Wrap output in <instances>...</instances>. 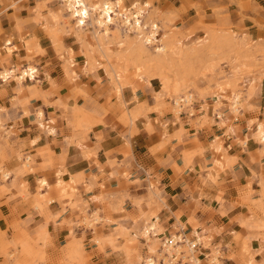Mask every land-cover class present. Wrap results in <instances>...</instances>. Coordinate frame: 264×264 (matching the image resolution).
Returning a JSON list of instances; mask_svg holds the SVG:
<instances>
[{
    "label": "crops",
    "instance_id": "1",
    "mask_svg": "<svg viewBox=\"0 0 264 264\" xmlns=\"http://www.w3.org/2000/svg\"><path fill=\"white\" fill-rule=\"evenodd\" d=\"M65 1L61 0L63 8H66ZM84 1L95 8L107 1L119 12L122 8L134 10L138 5L141 9L147 7L142 10L145 19L146 13L155 12L181 31L193 28L200 21L225 23L232 25L233 31H238L246 41L264 40V0ZM58 6V0L0 2L3 38L14 37L13 41L6 40L2 53L12 55L17 65L20 58L26 57V42H30L31 48L42 51L36 57L41 64L38 69L28 61L23 68L36 69L32 83L40 81L38 94L52 90L46 95L50 105L45 104L43 97H34L32 102L34 109L44 107L46 122L43 110L37 112L42 126L32 125V116H25L17 123L18 133H9L5 126L1 131L4 141L0 149L13 157L7 163L9 167H18L20 153L27 154L20 169L29 165V155L33 156L35 164L34 171L8 182L10 186L16 180L10 192L0 191V243L14 241L23 232L30 237L28 244L42 247L50 260H56L71 234L66 220L78 213L72 204H87L92 211L99 209L102 218L113 220L102 227L112 228L117 221L127 222L124 220L127 214L138 213L134 200L147 195L150 186L158 189L161 208L158 216L145 220L142 229L155 222L158 232L160 228L169 230L181 222L189 235L198 232L209 242L208 246L203 245L205 257L200 264H211L209 257L213 247L222 253L218 258L222 264H264V228L258 227L261 222L250 207V201L259 199L263 193L260 206L264 209V188L260 182L264 181V157L257 152L259 147L250 138L242 144L218 120L214 125L203 123L205 113L196 121L189 115L176 118L163 111L158 107L155 79L151 84L143 80H134L131 85L123 83L115 71L118 66L110 62L108 69L112 75L109 76L118 96L107 101L109 87L98 82L103 77L101 70L88 72L81 68L82 55L73 58L66 52L64 59L58 56L53 40L60 17ZM228 33L222 32L216 38L225 35L222 38L231 41ZM94 35L97 44L85 43L86 50L97 51L105 57L106 51L95 30ZM63 44L74 53L81 50L80 43L70 36H63ZM96 62L91 57L86 64L95 66ZM23 68L3 66L1 72L14 70L18 74ZM19 83L21 88L24 82ZM250 84L253 86V82ZM255 84H260L264 93V78L255 80ZM74 87L83 89L97 98L100 105L109 108L104 113L97 107L99 121L88 129L71 125V113H66L62 105L75 106V115L78 113L87 121L81 106L85 100L73 97ZM5 89L8 92L5 99L15 94L13 88ZM178 89L175 97L180 93ZM236 94L241 98L239 93L234 96ZM3 109L0 107L2 122L7 115L15 118L23 114L20 109H13L9 114ZM254 125H250L251 128ZM232 132L235 133V129ZM247 133L249 130L243 128L242 135ZM3 178L7 182L11 173L4 172ZM47 197L53 200L45 204ZM39 203L44 212L38 207ZM147 209L145 205L144 210ZM86 243L87 264L120 263V256L110 247L104 253L97 245ZM73 246L74 242L69 243L68 248ZM0 264L9 263L0 255Z\"/></svg>",
    "mask_w": 264,
    "mask_h": 264
},
{
    "label": "rangeland",
    "instance_id": "2",
    "mask_svg": "<svg viewBox=\"0 0 264 264\" xmlns=\"http://www.w3.org/2000/svg\"><path fill=\"white\" fill-rule=\"evenodd\" d=\"M0 2H4V0H0ZM58 2L60 17L56 22L58 24L57 30L53 34L58 56L64 59L66 52L68 57L73 58L74 55L75 57L82 55L84 59L81 68H85L88 72L101 70L103 77L99 78L98 82L109 87L107 101H111L113 97L118 96L114 83L109 76L111 74L108 69L110 62L114 66H118L115 71H117L118 77L123 83L126 82L131 85L134 80H143L145 83L151 84L152 79H155L158 107L163 111L173 114L176 118H180L181 115H189L191 118L195 117L196 121L200 119L202 113H205L203 123L208 122V124L214 125L217 124L216 120H218V123L226 125L229 134H235L242 144H245V140L248 142L249 138L252 139L251 141L259 147L257 152L260 157H264V143L257 136L259 130L264 128V93L261 92V85L255 84V80L259 79L260 81L264 78V40L253 41L248 39L246 41L245 38L239 36L238 31H233L232 25L225 23L206 24L200 21L193 28L181 31L166 23V20L158 17L155 12L146 13V19L144 15L142 16V24L146 25L144 32H139L136 29L130 30L124 26L119 14L115 22L110 25L108 32L104 33L100 27L95 25V19L100 16V8L89 6L92 9V15L83 26L84 29L77 25L76 20L69 13L67 5L66 8H63L61 0H58ZM143 9L146 10L147 7H142L141 11ZM132 11L122 8L120 13H130ZM1 12L0 8V14ZM155 24H157L158 41L146 45L143 36L151 32ZM77 29L84 30L79 32ZM94 30L100 36L99 40L106 51V54L102 55L105 57H101L97 51L94 53L86 50L85 43L93 46L97 44ZM222 32H229L231 41L222 38L225 35L216 38ZM4 33L5 31L0 25V72L3 66L7 68L16 66L21 69L28 61L39 69L41 62L36 57L42 51L31 48L30 42H26L28 50L26 57L20 58L17 65L12 61V55L8 56L2 53L5 49L6 40H14V37L3 38ZM195 33L198 35L190 37ZM63 36H70L80 43V52L74 53L71 49L65 48ZM80 36H82V39ZM207 40L208 42L205 44ZM185 46L187 47L185 48ZM157 48H163V50L158 52ZM85 51H87V54H85ZM91 57L98 61L95 66L86 64V61ZM108 58H111L110 61H108ZM16 77L17 75L10 79V82L0 80V107L4 108L3 110L7 114L12 112L13 109L23 110L21 116L13 118L7 115L3 117V125L7 127L11 134L18 133L19 125L17 123L25 116H32L34 120L32 125L42 126L37 120V112L43 110L45 114L44 107L34 109L32 102L34 97H43L45 104L50 105L46 95L52 92L51 90L45 94H38L36 89L39 88L40 81H34L33 83L32 80L24 81L20 88V83ZM251 82H253V86H251ZM177 86L180 88V93L175 97V91L179 92ZM6 87H11L15 91V94L11 98L8 97V99L4 98L8 94ZM71 91L73 97L80 96L85 100V104L81 106L87 116V121L86 118L81 119L78 113L75 115V106L69 107L67 103L62 104L66 113H71L70 117L73 118V121L69 123L74 125L76 129H88L99 121L98 115L100 112L96 109L97 107L101 108L104 113L109 110L104 104L100 105L97 98H92L83 89L76 87ZM235 93H239L241 98L237 102L238 105L234 107L232 106L234 98L239 97L238 94L234 96ZM177 101L179 102L176 103ZM70 109L72 112H69ZM209 111H211V115H208ZM219 112H221V117H219ZM44 120L47 121L46 114ZM253 123L256 125L251 128L250 125H253ZM243 128L249 130V133L244 136L242 135ZM233 129H235V133L232 132ZM45 132L47 133L46 130ZM1 141H4V138L0 137V144ZM19 156L20 164L16 168H11L7 163L13 157L5 150L0 149V191L4 193L10 192L15 187L16 180L12 182V185L9 186L8 184L12 178H18L34 171L35 159L33 156L29 155L30 160L27 161L29 165L24 166L23 169H20V166L27 154L20 153ZM4 172L11 173V178L7 182L3 178ZM260 182L262 188H264V181L261 180ZM40 185L39 189L42 186ZM22 194L25 196L26 193L22 192ZM262 194L259 199L250 201L253 213L261 222L259 228H264V209L260 206V199L263 198ZM159 197L158 189H151L149 186L147 195L134 200L139 210L138 213L127 214L124 217L127 222L117 221L115 222L117 225L112 228L102 227L111 219L102 218L99 209L92 211L87 204H72V207L78 209V213L66 220L71 226V234L66 245L61 247V254L56 260H50L42 247L38 246L36 248L28 244L30 237L23 232L14 241L0 243V255L9 264H87L86 242H90L92 245H97L98 250L104 253L106 248L110 247L112 252L120 256L119 264H144L145 261L147 264L148 259H151L147 257L160 252L162 237L165 234L168 232L175 233L181 227L186 229L183 223H175L169 230L160 228L161 231L151 232L157 237L154 241L147 242L142 232L149 224L143 229L141 226L148 217L158 216L161 208L158 202ZM52 200V197L45 198V204L52 202ZM37 205L44 212L43 205L40 203ZM145 205L148 207L146 211L144 210ZM150 224L156 226L155 222ZM203 240V245L208 246L209 242L206 241V238ZM72 242L75 243V246L68 248L69 243ZM211 252L209 263L218 261L215 256H222V253L214 247ZM218 264H222L221 261Z\"/></svg>",
    "mask_w": 264,
    "mask_h": 264
},
{
    "label": "bare ground",
    "instance_id": "3",
    "mask_svg": "<svg viewBox=\"0 0 264 264\" xmlns=\"http://www.w3.org/2000/svg\"><path fill=\"white\" fill-rule=\"evenodd\" d=\"M66 5L68 10L70 11L69 13L73 16V18L76 20V23L78 26L83 27L87 21L91 18L92 15V9L85 3L84 0H66ZM99 14L100 16L98 18L95 19V25H97L98 27H100V29H102L104 31V33H107L109 30L110 25H112L115 20L116 17H118V15L120 14L121 18H122V22L124 23L123 25L128 27L130 30H137L139 32H144V30L146 29V25L142 24V16L144 15L143 12L141 11V7L138 5L132 12L130 13H120L115 9V6H113L111 3L109 2H103L101 4L100 10H99ZM157 24L154 25V28L151 32H149L148 34H146L145 36H143V40L145 42L146 45L151 44L153 41H158V37H157V33H156V29H157ZM142 36V35H141ZM10 42V40H9ZM161 50H163V48H157V51L160 52ZM14 69V68H13ZM15 70V69H14ZM14 70H5L0 72V79H2L4 82L9 81L10 79H12L13 77H15L17 75V80L19 82H24L26 79V76L28 74H30L31 76V80L34 79V77L36 76V69L32 66H28L23 68L18 74L15 73ZM239 101V97L236 96L234 98V102L232 106H237ZM179 101H177L176 103H178ZM4 128L3 122L1 120V116H0V137H1V129ZM258 138L261 140L262 143H264V128H261L259 130L258 133ZM8 174H6L7 176ZM45 182L42 181V185ZM183 228V227H181ZM156 230V226L154 224H149L142 232V235L145 236L147 242H151L154 241V239H156V235L154 236L151 232ZM198 239L200 241H202L204 243V238L201 234L194 233ZM149 235V237H148ZM166 235V234H165ZM165 235L162 237V239L165 237ZM174 237H176L177 239H180L181 236L180 234H173ZM149 238V239H147ZM162 243V241H161ZM164 250L162 249V247H160V252H158V254H153V255H163ZM153 255L147 257V258H151L148 259L147 264H157V260H155L153 258ZM217 257V262L219 263V259L218 256ZM213 259V258H212ZM193 261H195L196 263H198L199 259L197 257H195L193 259ZM144 264H146V261L144 262Z\"/></svg>",
    "mask_w": 264,
    "mask_h": 264
},
{
    "label": "built area",
    "instance_id": "4",
    "mask_svg": "<svg viewBox=\"0 0 264 264\" xmlns=\"http://www.w3.org/2000/svg\"><path fill=\"white\" fill-rule=\"evenodd\" d=\"M25 81H31L30 74L26 76ZM173 234H180L181 238L177 239ZM161 247L164 250L163 255H153L157 264H200L201 259L205 257L203 242L195 234L189 235L184 228L175 233L168 232L162 239ZM195 257L199 259L198 263L193 261ZM211 264L218 263L212 261Z\"/></svg>",
    "mask_w": 264,
    "mask_h": 264
}]
</instances>
